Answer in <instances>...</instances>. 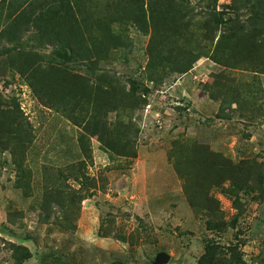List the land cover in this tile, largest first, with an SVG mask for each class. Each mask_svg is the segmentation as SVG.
Returning <instances> with one entry per match:
<instances>
[{
    "label": "rangeland",
    "instance_id": "obj_1",
    "mask_svg": "<svg viewBox=\"0 0 264 264\" xmlns=\"http://www.w3.org/2000/svg\"><path fill=\"white\" fill-rule=\"evenodd\" d=\"M263 14L0 0V264H264Z\"/></svg>",
    "mask_w": 264,
    "mask_h": 264
},
{
    "label": "trees",
    "instance_id": "obj_2",
    "mask_svg": "<svg viewBox=\"0 0 264 264\" xmlns=\"http://www.w3.org/2000/svg\"><path fill=\"white\" fill-rule=\"evenodd\" d=\"M70 6L68 5L67 2L63 1V5L62 7L60 8V10L62 11V13H60V17L63 18L65 17L68 12L70 11ZM45 8L44 6L40 8V13H43L42 15L44 16V11ZM70 14V13H69ZM264 14L262 16H260V19L262 21V24L264 25ZM58 19V18H57ZM60 20V19H59ZM218 23L221 24H228L227 21L220 19L217 21ZM248 23H251L249 20H248ZM250 26V24H249ZM248 27V26H247ZM242 30L243 31H246L247 28L245 26H242ZM260 35H262V33H260L258 35V37H260ZM64 55L65 57H69L67 52L64 51ZM138 82L137 81H133V91L137 92L139 91V86L141 87V84H137ZM142 90H146L145 87H141ZM16 117H13V120H12V126H16V128H13V132L15 133V135L13 136V138H16V140L14 142H23L26 140V137H25V134H27V131L23 128H25V123H21V122H17V120L15 119ZM20 124V125H19ZM6 135V133H5ZM6 137V136H5ZM5 137H2V138H5ZM12 142V143H14ZM207 248H206V254L203 255L202 257V260L201 262L205 263V264H246L241 255H240V251L238 249V245L236 246H229V251L228 252H222L221 250H216V254L218 256L215 255V252L213 250V246L210 245V244H207L206 245Z\"/></svg>",
    "mask_w": 264,
    "mask_h": 264
},
{
    "label": "water",
    "instance_id": "obj_3",
    "mask_svg": "<svg viewBox=\"0 0 264 264\" xmlns=\"http://www.w3.org/2000/svg\"><path fill=\"white\" fill-rule=\"evenodd\" d=\"M170 259H171L170 254H168L167 252H160L157 255V257H156V259H155V261H154L153 264H164V263H168L170 261Z\"/></svg>",
    "mask_w": 264,
    "mask_h": 264
}]
</instances>
